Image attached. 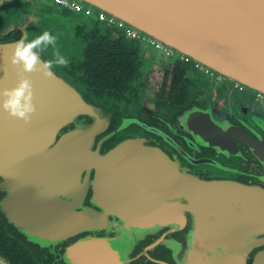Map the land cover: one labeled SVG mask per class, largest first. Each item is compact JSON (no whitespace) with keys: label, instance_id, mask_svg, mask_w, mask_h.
I'll use <instances>...</instances> for the list:
<instances>
[{"label":"flooded vegetation","instance_id":"flooded-vegetation-1","mask_svg":"<svg viewBox=\"0 0 264 264\" xmlns=\"http://www.w3.org/2000/svg\"><path fill=\"white\" fill-rule=\"evenodd\" d=\"M38 1L0 0V44L20 38L8 22L24 21L26 9L56 12L83 46L65 67L80 106L63 128L61 102L59 111L45 110L57 116L59 133L38 143L19 140L29 124L0 107V264H175L191 180L264 188V161L245 143L231 146L229 157L218 149L222 121L236 130L228 137L264 142V95L96 10L84 15ZM194 106L219 141L177 120L175 109ZM76 125L89 126L81 152L60 141ZM3 133L9 140L1 141ZM79 153L89 160L83 170ZM79 213L87 227L80 233ZM85 237L86 253L75 250Z\"/></svg>","mask_w":264,"mask_h":264},{"label":"water","instance_id":"water-1","mask_svg":"<svg viewBox=\"0 0 264 264\" xmlns=\"http://www.w3.org/2000/svg\"><path fill=\"white\" fill-rule=\"evenodd\" d=\"M76 1L139 30L144 36L216 74L264 95V0ZM40 3L37 2L41 6ZM24 15V21L18 18L19 22H8V28L21 35L18 40L48 30L58 36L57 47L61 45L58 49L67 59L83 52L72 28L54 11L47 15L31 7L24 11ZM16 42L0 44V93L5 88H14L19 81L18 70L8 59ZM53 52L50 47L42 58H52ZM54 72L52 79H46L40 72L28 76L34 86L36 113L23 135L21 132V141L55 140L59 133L57 121H54L57 116L47 115L44 111H53L54 104L58 108L59 101L61 128L77 117L73 112L79 109L80 101L75 91L68 88L72 77L65 67L54 68ZM174 111L178 115L177 120L181 118L190 123L189 130H204L210 137L207 140L219 141L214 137L216 130L209 120H202L203 113L206 114L202 108L194 106L185 112L182 109ZM179 125L183 129L182 122ZM221 130L223 143L218 149L222 156L229 157L233 151L230 147L239 149L238 141H242L256 158L264 161V142L259 143L245 134L235 135V138L230 134L228 137L236 130L223 121ZM2 136L1 141L9 140L6 133ZM60 141L74 143L79 152L83 151L89 142V126L76 125L74 130L62 134ZM79 159V168L83 170L81 165L86 167L89 160L80 153ZM186 192V204L181 215L187 232L184 243L180 246L176 242L172 248L175 264H264L263 187L240 180L196 179L190 181ZM188 216L190 221L187 225ZM85 225V215L79 213L78 233L87 230ZM87 246L88 238L85 237L75 243L74 249L86 253Z\"/></svg>","mask_w":264,"mask_h":264},{"label":"clouds","instance_id":"clouds-1","mask_svg":"<svg viewBox=\"0 0 264 264\" xmlns=\"http://www.w3.org/2000/svg\"><path fill=\"white\" fill-rule=\"evenodd\" d=\"M57 40V35L45 30L24 36L15 43L14 52L8 59L11 66L18 70L19 81L14 88H5L0 93V107L10 118L28 125L36 113L34 86L28 76L40 72L46 79H52L55 76L54 68L69 65V60L57 48ZM50 47L54 49L52 58L43 59Z\"/></svg>","mask_w":264,"mask_h":264},{"label":"built area","instance_id":"built-area-1","mask_svg":"<svg viewBox=\"0 0 264 264\" xmlns=\"http://www.w3.org/2000/svg\"><path fill=\"white\" fill-rule=\"evenodd\" d=\"M45 1L51 2L52 5H56L57 7H60L62 9L70 10L74 13H83L84 15H89L94 10L89 6L88 7L84 6L83 3L78 2L76 0H45ZM149 40L155 43V41H152L151 39ZM156 44L158 48L164 49V46L161 45L160 43H156Z\"/></svg>","mask_w":264,"mask_h":264},{"label":"trees","instance_id":"trees-1","mask_svg":"<svg viewBox=\"0 0 264 264\" xmlns=\"http://www.w3.org/2000/svg\"><path fill=\"white\" fill-rule=\"evenodd\" d=\"M90 55H91V57H94L95 56V53L94 52H91Z\"/></svg>","mask_w":264,"mask_h":264},{"label":"rangeland","instance_id":"rangeland-1","mask_svg":"<svg viewBox=\"0 0 264 264\" xmlns=\"http://www.w3.org/2000/svg\"><path fill=\"white\" fill-rule=\"evenodd\" d=\"M42 1L44 2L45 0H42ZM42 1H41V2H42ZM55 14H56V12H55Z\"/></svg>","mask_w":264,"mask_h":264}]
</instances>
